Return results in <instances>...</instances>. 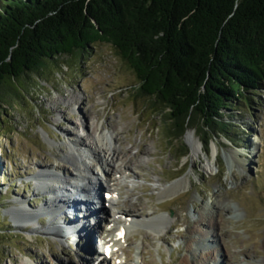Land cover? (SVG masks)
<instances>
[{
	"label": "rangeland",
	"instance_id": "374dc122",
	"mask_svg": "<svg viewBox=\"0 0 264 264\" xmlns=\"http://www.w3.org/2000/svg\"><path fill=\"white\" fill-rule=\"evenodd\" d=\"M132 70L111 43L97 42L0 88V264H90L98 250L104 253L101 216L114 219L118 228L126 212L141 213L144 221L116 245L130 252L122 264H182L184 258L191 264H264V86L249 92L251 103L240 101L227 111L225 119L236 124L233 141L222 134L207 146L194 128L178 138L168 132L162 108L155 110L149 97L138 95ZM98 118L102 131L114 130L112 146L127 151L120 157L132 158L135 166L115 175L118 184L110 182L120 189L111 203L109 195L108 202L101 196L110 190L109 179L90 151ZM74 139L80 141L77 156L97 176L84 181L96 183L101 193L88 204L89 195L85 200L71 185L60 186L78 197L80 208L73 212L63 205L58 222L79 227L54 234L44 230L54 220L42 210L51 195L41 174L49 168L77 173L69 146ZM194 142L202 147L196 155ZM187 177L185 188L158 194L161 186ZM217 202L230 209H218ZM209 203L212 219L202 216ZM85 205L99 214L86 216ZM25 209L39 214L18 221ZM119 250L109 264L123 258Z\"/></svg>",
	"mask_w": 264,
	"mask_h": 264
},
{
	"label": "trees",
	"instance_id": "16d2710c",
	"mask_svg": "<svg viewBox=\"0 0 264 264\" xmlns=\"http://www.w3.org/2000/svg\"><path fill=\"white\" fill-rule=\"evenodd\" d=\"M97 42L133 69L172 136L194 128L207 146L233 141L227 111L264 86V0H0V88Z\"/></svg>",
	"mask_w": 264,
	"mask_h": 264
},
{
	"label": "bare ground",
	"instance_id": "6f19581e",
	"mask_svg": "<svg viewBox=\"0 0 264 264\" xmlns=\"http://www.w3.org/2000/svg\"><path fill=\"white\" fill-rule=\"evenodd\" d=\"M91 134H92V136H90V137H92V140H91L92 144L90 146V151L95 156H98V158L101 161V162L99 161L101 163V168L109 179L110 185L108 187L110 188V190L107 191L106 194L109 195V197H110L109 203H111V201L114 202V200H115L114 196L116 195V193L119 192V189L117 187L114 189L111 187V186H113V184H111L112 182L118 181V179H117L118 177L115 175H117L118 172L122 169H125V170H122L121 172H126L127 169L134 166V160L132 158L129 159L127 157L123 158V156L120 157L121 153L124 155V154H127L126 153L127 151L125 152V150L124 151L118 150L117 146H112L111 139L114 137L113 136L114 130L102 131L101 122L99 123V118L97 119V124H95V129ZM79 144H80V141L78 139H76V140L74 139V140H72V144L69 145L70 146V154H71V162L74 163V167H75V170L77 172L76 174L73 175V173H72L70 175L68 172H65V170H64V172H61L62 169H59V170L57 169L56 171L49 170L52 168L44 170L43 173L41 172L42 174H41L40 182H41L42 186L44 187V189H46L47 192L50 193V195H51V198L49 199L50 203L48 204V202H47L46 205H44L42 207V210L51 215V217L49 219L50 221L54 220V223H51V224L49 223L48 225L46 224L44 230L50 231L54 234H58V233L63 234L64 231L69 232V229L74 230V229L79 227L78 225L67 226V227L65 226L64 227V225L62 226L58 222V218H59L58 214L62 213V215L65 216V213L62 212V208L64 206L67 207V210L71 209L73 212L78 211L80 208L79 204L77 202L78 197H76L77 198L76 199V198H73L72 195L69 196V195H66L65 193H62V191L59 190L60 186H62L66 190H67L66 187L68 185H71L73 190H75V191H80L83 189L84 191H86L89 194V198L87 199L88 204L91 203L92 197H98L100 194V191L97 189L96 183H88L87 181L86 182L84 181V180L88 179L89 176L92 179L97 178V176L93 173V168L90 167L89 164H87V162L81 161L79 159V157L77 156V150L76 149H77V146ZM213 149H214V152L217 150L216 145H214ZM200 150H202L200 143L194 142V146H193L194 154L195 155L198 154ZM102 151H104L105 154H102ZM82 180H83V182L81 184L79 181H82ZM190 183H191V179L189 177H187L185 179L178 180L169 186H161V188H159L158 194H160V197L171 195V194L175 193L176 191H178L182 188H185ZM117 184H118V182H117ZM116 190H118V192ZM75 204L77 205L76 207H75ZM213 206L218 207V209H222V208L224 209L226 207L228 209H230V206H228V205L225 206L224 204H221L219 202H217ZM121 210L124 211V209H121ZM90 211L93 213H96L95 211H92L91 208L88 207L86 216L94 215ZM99 212H97V213L99 214ZM203 213H204V215H202V216L204 218H211L212 219L214 217L215 211L211 210L210 203L205 205ZM37 214H39L38 210H34L33 212H30L28 209H25V213L24 214H18L19 216L16 215V218L18 219V221H21V219H29L30 217H32V215H37ZM139 214L142 215L141 213H133L131 216H127V217H130V220H132L134 223L133 224H130V223L126 224L127 233H126L124 238L119 236V238L115 239V237H114L112 240L106 241L105 245L103 246L104 253L100 254L99 252H97L98 257L103 256V258L101 259V261H99V263L103 262L102 264H104L105 262H107L109 260L107 258V255H106L107 246H110L111 251H112L113 248L116 247V245H120L122 240L127 238L129 228L133 227L135 225V223H137V222L141 223V221H144V218L140 217ZM94 217H96V216H94ZM98 217L100 218V215ZM100 219H101L100 223L101 222L104 223V224L101 223L102 226L107 227L108 225H113L115 227L113 221L111 220V218H109V216H106V217L101 216ZM198 221H201L200 217L195 220V222H198ZM163 222L164 221H161L159 223V225H162ZM84 228L85 227L82 224V230L83 231L85 230ZM118 228H120V227H118ZM122 252L125 255L126 260H127V258H128V260L131 259L129 249L126 248V249L122 250ZM141 259H142V256H141ZM94 261H95L94 259L91 260L90 264H93ZM78 263H80V261H78ZM117 263L122 264V258H118ZM181 263L182 264H191V262L188 258H184V261ZM136 264H138V262Z\"/></svg>",
	"mask_w": 264,
	"mask_h": 264
}]
</instances>
